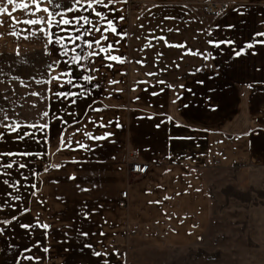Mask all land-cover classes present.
<instances>
[{"label":"crops","instance_id":"crops-1","mask_svg":"<svg viewBox=\"0 0 264 264\" xmlns=\"http://www.w3.org/2000/svg\"><path fill=\"white\" fill-rule=\"evenodd\" d=\"M71 1L0 12V37L46 50L58 79L38 121L0 130V264H127L138 238L207 239L220 178L264 168V0H213L217 16L204 0Z\"/></svg>","mask_w":264,"mask_h":264},{"label":"rangeland","instance_id":"rangeland-1","mask_svg":"<svg viewBox=\"0 0 264 264\" xmlns=\"http://www.w3.org/2000/svg\"><path fill=\"white\" fill-rule=\"evenodd\" d=\"M11 1L0 0V12ZM71 3L50 0L48 14L63 11ZM138 10L131 5L126 15L125 9L116 11L118 16L124 15L122 31ZM53 64V57L43 48L10 47L0 37V130L40 119L57 85ZM228 175L218 183L223 207L217 209L207 239L171 249L138 238L127 248V264H264V168L240 169L234 181Z\"/></svg>","mask_w":264,"mask_h":264},{"label":"built area","instance_id":"built-area-1","mask_svg":"<svg viewBox=\"0 0 264 264\" xmlns=\"http://www.w3.org/2000/svg\"><path fill=\"white\" fill-rule=\"evenodd\" d=\"M224 5H217L213 0H204L201 3L200 10L205 15L217 16L220 14ZM148 164L135 159L134 155L132 154V158L129 161L128 170L131 173L143 174L147 169ZM126 191L121 192V198H125Z\"/></svg>","mask_w":264,"mask_h":264}]
</instances>
